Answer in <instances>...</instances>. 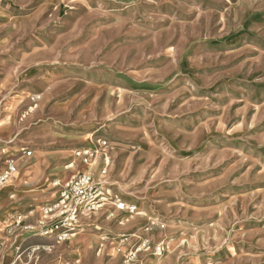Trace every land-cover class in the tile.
<instances>
[{
  "label": "rangeland",
  "instance_id": "rangeland-1",
  "mask_svg": "<svg viewBox=\"0 0 264 264\" xmlns=\"http://www.w3.org/2000/svg\"><path fill=\"white\" fill-rule=\"evenodd\" d=\"M0 55V173L38 192L0 190L7 264H264V0H0ZM89 168L135 211L32 244L17 217Z\"/></svg>",
  "mask_w": 264,
  "mask_h": 264
},
{
  "label": "built area",
  "instance_id": "built-area-1",
  "mask_svg": "<svg viewBox=\"0 0 264 264\" xmlns=\"http://www.w3.org/2000/svg\"><path fill=\"white\" fill-rule=\"evenodd\" d=\"M106 144V142H103ZM28 156L32 154L31 150L26 151ZM76 154L84 158L86 163L90 165L94 152L91 150H77ZM90 157V160H88ZM90 161V162H89ZM92 164V163H91ZM110 165V158L104 154L103 167L101 173L105 174ZM92 167V166H91ZM19 171L18 165L14 160H9L5 170L0 173V188ZM93 169L79 172L71 177L68 181L61 184L58 199L51 204H46L42 209L39 220V236L53 238L58 242H65L69 237L73 236L77 229L82 227V219L90 218L92 215L103 210L106 206L114 205L120 211L134 212L136 207L115 199L105 191L102 182L96 181ZM59 186V184H57ZM27 217L19 215L15 221V227L31 228L26 224ZM41 245H29L23 251L17 250L19 253L12 264H15L23 254L26 253L30 261L38 264L39 252L44 249ZM4 244L0 242V262ZM158 253L162 254V249L158 248ZM135 256V254H134ZM59 264H70L66 261Z\"/></svg>",
  "mask_w": 264,
  "mask_h": 264
},
{
  "label": "crops",
  "instance_id": "crops-1",
  "mask_svg": "<svg viewBox=\"0 0 264 264\" xmlns=\"http://www.w3.org/2000/svg\"><path fill=\"white\" fill-rule=\"evenodd\" d=\"M40 7H44V5H40ZM0 75H2L3 73L4 74H6V73H8V67L7 66H5V64H8V63H3L2 62V57H1V55H0ZM14 60V59H13ZM17 70H19V63H18V58H15V62L12 64H10L9 65V71H10V73H12V72H15L16 73V71ZM2 77V76H1ZM1 84L2 83H0V86H1ZM32 154H33V152H32ZM26 157V156H25ZM39 160V159H38ZM37 160V161H38ZM37 161H36V163H37ZM35 163V162H34ZM66 169H68L67 167H66ZM25 183H27V182H25ZM14 186V188L15 189H17V188H20V189H22L23 190V193L22 194H20V195H18L16 198H14V197H12V192H13V190H14V188H13V190H11L10 192H9V194H11V195H9L10 196V200H12V201H14L15 203H16V201L17 200H26L27 201V203H29V202H32L33 200H34V198L37 196V186H35L36 184H34V185H29V186H23V185H17V184H13V183H11V181H10V183L8 184V189H9V186L11 187V186ZM12 186V187H13ZM7 191V188H5V189H2V192L4 193V192H6ZM30 212V211H29ZM27 213V219L29 218V222L30 223H32V228H26V227H22L21 228V230H26V231H32L33 229H39V220H40V217L39 218H36V219H31L30 220V216H32L33 214H34V212H30V213ZM34 216V215H33ZM24 233V231L22 232V234ZM26 233V232H25ZM22 234H20V235H22ZM36 235V234H35ZM5 239H6V243L4 242V249H3V252H2V257H1V262H0V264H2V261H4V259L6 258V259H12L13 258V256H14V254H13V252L15 251L14 250V248H13V245L15 244V242L16 241H13V240H11L10 239V237L9 236H6L5 237ZM36 239V238H35ZM34 238H31L30 239V241L32 242V244L35 242V243H43L44 241H47V240H50V238H48V237H44V236H40V237H38V240L39 241H36ZM12 241H13V243L14 244H11L12 243ZM31 245V244H30ZM5 254V255H4ZM6 255L7 256H10V257H6ZM62 262V261H61ZM59 264V263H58Z\"/></svg>",
  "mask_w": 264,
  "mask_h": 264
},
{
  "label": "bare ground",
  "instance_id": "bare-ground-1",
  "mask_svg": "<svg viewBox=\"0 0 264 264\" xmlns=\"http://www.w3.org/2000/svg\"><path fill=\"white\" fill-rule=\"evenodd\" d=\"M37 98H39V96H37ZM35 99V98H34ZM10 182V181H9ZM9 182H6L1 188H0V190H2V189H5L7 186H8V184H9ZM5 255V254H4ZM6 257L8 258L9 256H7L6 255ZM12 260V259H11ZM10 260V261H11ZM8 263V259H4V261H2V264H7Z\"/></svg>",
  "mask_w": 264,
  "mask_h": 264
}]
</instances>
